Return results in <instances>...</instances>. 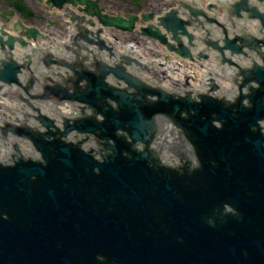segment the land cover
<instances>
[{
	"label": "water",
	"instance_id": "water-1",
	"mask_svg": "<svg viewBox=\"0 0 264 264\" xmlns=\"http://www.w3.org/2000/svg\"><path fill=\"white\" fill-rule=\"evenodd\" d=\"M247 1L239 8L264 29V13ZM255 1L264 6V0ZM96 15L104 27L122 31H131L136 19ZM197 15L214 21L192 11V18L198 20ZM157 21L158 27L148 26L142 34L172 51L161 27L172 41L179 42L173 38L179 35L192 46L189 23L175 13ZM77 31L75 39L98 44L113 56L103 41L89 38L92 33ZM27 33L33 40L39 36L36 29ZM223 35L224 46L213 48L251 62L240 71L239 95L228 105L210 95L194 101L152 88L122 65L113 68L97 60L87 65L91 59L83 56L75 64L56 61L71 70L63 82L69 87L44 86L37 98L78 102L94 112L64 119L63 130L40 115L36 120L46 129L43 134L29 127L3 129L29 139L41 159L13 156L12 165L0 164V264H264V39L250 46L252 36L243 35L239 42L249 50L244 51L237 39ZM13 44L11 37L5 42L10 49ZM176 54L191 57L183 46ZM51 62V56L43 60L47 67ZM18 73L19 66L10 61L0 80L17 84ZM109 75L133 92L109 86ZM159 119L169 121L195 148L198 168L166 170L153 157L148 147ZM72 132L105 142L107 153L101 151L99 159L80 144L65 142ZM140 143L143 150L137 148Z\"/></svg>",
	"mask_w": 264,
	"mask_h": 264
},
{
	"label": "flooded vegetation",
	"instance_id": "flooded-vegetation-1",
	"mask_svg": "<svg viewBox=\"0 0 264 264\" xmlns=\"http://www.w3.org/2000/svg\"><path fill=\"white\" fill-rule=\"evenodd\" d=\"M187 0H98L97 5L109 14L138 15L160 14L170 9L184 7ZM61 7L57 0H0V16H6L9 22L11 15L22 14V25L29 27L37 26L40 29L47 28V16L59 11ZM66 8H73L68 6ZM32 14L34 17H26ZM57 26V25H56ZM58 29L57 27H54ZM138 39L135 35L130 36ZM169 149L180 158H187L188 152L184 141L179 140L170 145Z\"/></svg>",
	"mask_w": 264,
	"mask_h": 264
},
{
	"label": "bare ground",
	"instance_id": "bare-ground-1",
	"mask_svg": "<svg viewBox=\"0 0 264 264\" xmlns=\"http://www.w3.org/2000/svg\"><path fill=\"white\" fill-rule=\"evenodd\" d=\"M9 26H13V21L12 22H9L8 24ZM169 43V42H167ZM157 44V47L160 49V50H164L165 49V46L163 44H160V43H156ZM146 53V52H145ZM175 62H180V60H175ZM186 62V63H185ZM181 65V68L182 69H185L184 67H187V68H190L191 66H193L192 64L188 63L187 61H184L183 64H180ZM64 113H68V111H65Z\"/></svg>",
	"mask_w": 264,
	"mask_h": 264
},
{
	"label": "rangeland",
	"instance_id": "rangeland-1",
	"mask_svg": "<svg viewBox=\"0 0 264 264\" xmlns=\"http://www.w3.org/2000/svg\"><path fill=\"white\" fill-rule=\"evenodd\" d=\"M51 34H52V32H51ZM129 42H131V41H128V42H126V43H129ZM138 43V42H137Z\"/></svg>",
	"mask_w": 264,
	"mask_h": 264
}]
</instances>
